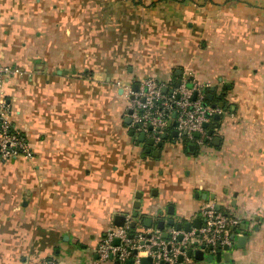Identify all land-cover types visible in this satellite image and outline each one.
I'll list each match as a JSON object with an SVG mask.
<instances>
[{
    "label": "crops",
    "instance_id": "1",
    "mask_svg": "<svg viewBox=\"0 0 264 264\" xmlns=\"http://www.w3.org/2000/svg\"><path fill=\"white\" fill-rule=\"evenodd\" d=\"M0 65L35 154L0 159V264H115L96 249L120 217L192 230L205 204L238 221L219 264H264V0H0ZM184 71L213 89L212 135L141 142L119 83Z\"/></svg>",
    "mask_w": 264,
    "mask_h": 264
},
{
    "label": "built area",
    "instance_id": "2",
    "mask_svg": "<svg viewBox=\"0 0 264 264\" xmlns=\"http://www.w3.org/2000/svg\"><path fill=\"white\" fill-rule=\"evenodd\" d=\"M16 72L14 68L0 65V159L9 161L23 157L31 161L35 154L28 139L12 123L2 90L4 81ZM177 82L178 85L146 78L137 83L136 90L131 82L119 83L128 103L129 126L134 132L161 142L171 122L178 142L202 147L210 138L208 124L220 110L209 105L206 92L209 86L198 83L190 71H184ZM199 217V228L187 232L174 227L168 230L145 227L142 219L127 216L122 226L112 227L105 233L96 249L98 261L123 264L131 260L132 264H141V258L149 257L152 264H184L189 250L204 247L213 255L231 245L232 228L238 224L233 216L217 210L213 204H205L199 210ZM180 256L182 263H178ZM39 264L57 263L48 258Z\"/></svg>",
    "mask_w": 264,
    "mask_h": 264
},
{
    "label": "water",
    "instance_id": "3",
    "mask_svg": "<svg viewBox=\"0 0 264 264\" xmlns=\"http://www.w3.org/2000/svg\"><path fill=\"white\" fill-rule=\"evenodd\" d=\"M178 83L179 82H177L176 83V85H178ZM133 89L134 90H136L137 89V85H135L134 87H133ZM213 91V89H211V92ZM207 99H208V101H210L211 99H212V96L211 95H209L208 97H207ZM126 123L127 124H130V121H129V119H127L126 120ZM174 125V124H173ZM171 126V122H169V124H168V127H170ZM205 127H206V125H205ZM130 135L132 136L133 135V131H131L130 132ZM174 137H176V132H173V134H172ZM208 135L209 136H211L212 135V133H211V131H209L208 132ZM196 137H197V135H196ZM165 139V136H162V140H164ZM139 140L141 141V142H143L144 141V135L143 134H141L140 135V138H139ZM153 145V140H150L149 142H148V146L149 147H151ZM157 146H161V143H159V144H157ZM189 149H192V146H189ZM149 149H146V153H149ZM137 198V201H139V198L140 197H136ZM137 204L136 205H134L133 206V208L135 209V212H133V217H136L138 214H137V211L139 210V208H140V204H139V202H136ZM216 209L217 210H219V206H216ZM120 219V223L119 224H116V226H118V227H120V226H122V224H123V218H119ZM143 224L146 226V227H148V226H150L151 225V220H149V219H145L144 220V222H143ZM173 224H174V222L171 220L170 222H169V225H171V226H173ZM195 224H197V226L195 227L196 229H198L199 228V226H198V224L200 225V220H197V221H195ZM157 226H158V228L159 229H161V230H163V227H164V222L163 221H159V222H157ZM176 228L179 230L180 228H181V226L179 225V226H176ZM184 229H185V231H187V232H189L190 231V225H185L184 226ZM166 237V236H165ZM231 240L233 241L234 240V236H231ZM238 241H243V237H239V238H237V242ZM118 242H117V240L115 241V244H117ZM204 250H205V248L204 247H201V248H199L198 250H189V251H187V259L188 260H191L192 261V263L191 264H196V263H199V264H213V262L215 261L217 264H219V263H221V260H223V262H225V263H227L228 262V251H229V247H224V250L226 251V253L224 254V255H222V253L221 252H216L215 253V255H212V254H208L207 256H206V254H205V252H204ZM182 256H180L179 258H178V263H182ZM115 264H119L118 262H115ZM125 264H132V261L131 260H128V261H126L125 262ZM141 264H152V262H151V259L149 258V257H145V258H141Z\"/></svg>",
    "mask_w": 264,
    "mask_h": 264
},
{
    "label": "trees",
    "instance_id": "4",
    "mask_svg": "<svg viewBox=\"0 0 264 264\" xmlns=\"http://www.w3.org/2000/svg\"><path fill=\"white\" fill-rule=\"evenodd\" d=\"M206 92H207V93L211 92V91H210V88H208V90H206ZM212 94H213V96H214V93H213V92H212ZM212 122H213V124H214V123H215V124L217 123V121H216V120L214 121V119H213Z\"/></svg>",
    "mask_w": 264,
    "mask_h": 264
}]
</instances>
